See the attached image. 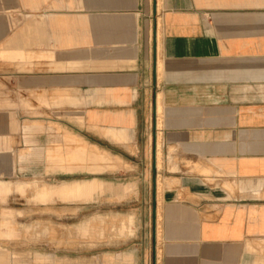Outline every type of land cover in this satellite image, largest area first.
I'll return each instance as SVG.
<instances>
[{"label":"crops","instance_id":"0c3cea01","mask_svg":"<svg viewBox=\"0 0 264 264\" xmlns=\"http://www.w3.org/2000/svg\"><path fill=\"white\" fill-rule=\"evenodd\" d=\"M0 54V177L67 132L72 195L162 177L161 264H264V0H0Z\"/></svg>","mask_w":264,"mask_h":264},{"label":"rangeland","instance_id":"374dc122","mask_svg":"<svg viewBox=\"0 0 264 264\" xmlns=\"http://www.w3.org/2000/svg\"><path fill=\"white\" fill-rule=\"evenodd\" d=\"M69 135L66 132L61 144L49 154L48 167L54 169L50 171H83L85 162L90 163L91 174L50 176L28 170L27 174L0 177V264H138L141 260L161 264L162 177H158V202L153 177L143 189L132 172L92 193L72 195L79 187L62 183L99 180L101 169L116 166L110 158L92 156L93 151L100 150L96 144L89 146ZM79 146L91 149L89 159L85 160ZM162 157L158 158L160 172ZM106 160L108 165L101 167L100 162ZM47 188L56 191L46 195Z\"/></svg>","mask_w":264,"mask_h":264},{"label":"bare ground","instance_id":"6f19581e","mask_svg":"<svg viewBox=\"0 0 264 264\" xmlns=\"http://www.w3.org/2000/svg\"><path fill=\"white\" fill-rule=\"evenodd\" d=\"M159 149H160V150H159V153H158V158H161V155H162L161 144L159 145ZM68 186H69V185H68ZM53 189H54V188H53ZM51 191H52V192H55L56 189L51 190ZM60 191H61V190H60ZM60 191H59V193H60L61 195H63V194H62L63 192H60Z\"/></svg>","mask_w":264,"mask_h":264}]
</instances>
